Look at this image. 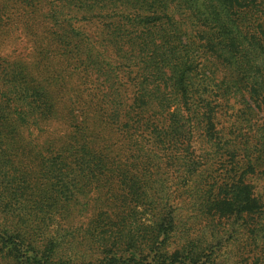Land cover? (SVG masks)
Instances as JSON below:
<instances>
[{
  "label": "trees",
  "instance_id": "trees-1",
  "mask_svg": "<svg viewBox=\"0 0 264 264\" xmlns=\"http://www.w3.org/2000/svg\"><path fill=\"white\" fill-rule=\"evenodd\" d=\"M55 60L73 61L78 83L84 74L104 91L101 100L88 91L69 95L77 104L68 115L84 121L56 139L47 132L60 119L57 99L36 71ZM239 90L263 115L248 163L254 172L253 163L264 159V0H0V142L4 128L12 141L21 128L38 150L40 172H83L81 179L134 172L136 182L125 184H138L153 201L150 225H97L100 239L85 244L95 258L89 252L90 259L78 260L69 239L33 240L2 225L0 254L22 264H241L220 258L223 240L216 232L205 237L199 221L232 222L233 237L240 220L258 219L264 227V199L238 172L241 165L228 171L233 180L207 189L208 164L191 144L198 135L231 161L238 158L233 148H220L217 119L221 102ZM107 129L124 135L121 164L102 157L108 153L92 155L94 144L107 141Z\"/></svg>",
  "mask_w": 264,
  "mask_h": 264
},
{
  "label": "rangeland",
  "instance_id": "rangeland-1",
  "mask_svg": "<svg viewBox=\"0 0 264 264\" xmlns=\"http://www.w3.org/2000/svg\"><path fill=\"white\" fill-rule=\"evenodd\" d=\"M12 45L11 42L5 43L6 48ZM74 66L76 65L73 61L65 64L55 60L43 63L36 69L39 71L37 73L41 86L57 99V108L60 110V119L54 120L52 128L47 132L55 139L58 134L67 136L69 133L77 132L72 126H79L84 121L77 113V119L73 121L68 115L67 112L74 109L77 104V100L71 101L69 95L73 96L75 91L77 93L88 91L96 94V100L103 98L104 91L96 89L97 87L91 84L94 78L88 79L83 74L78 83L77 76L72 77V70L76 68ZM67 82L71 84L63 89L61 85ZM77 83L79 85L72 89ZM231 91L233 92V88ZM82 95L83 93L79 96L82 98ZM248 103L245 91L239 90L227 102L222 101L218 111L217 123L223 137L220 148L228 146L229 149L236 150L238 154L236 160L231 161L224 149L206 144L198 139V135L193 136L191 144L196 155L203 157L204 163L208 164L202 176L207 189L217 182H225L228 178L233 180V172L228 171L233 170L234 165L235 167L241 165L239 169L237 168L238 172L241 175L246 174L247 181L255 186L256 192L264 199V159L253 163L254 172L248 165L253 158L254 146L259 140L263 115ZM5 106L1 102V107ZM96 106L94 105L95 109L98 108ZM3 130L5 137L0 142L1 228L21 231L26 238L33 240L42 238L44 234L48 238L54 236L69 239L77 248L76 258L80 260L90 259L84 256L89 252L94 254V258L98 255L85 245L100 239L101 231H96L97 225L99 229L106 230L110 224L119 222L128 224L145 222L150 225L153 221L151 196L147 195L149 198L144 199L142 196L144 190L138 187V184H125L127 180L136 182L134 172H90L87 174L88 179H81L83 172H40L41 168H36V165L41 158L36 156L38 150L35 144L26 141L25 132L19 128L20 136L12 141L10 130L5 128ZM105 135H107L105 143H96L91 147L92 155L99 158V154L108 153L107 156L102 157L111 161L116 160L121 164V155L126 144L124 135L120 131L110 129L105 130ZM224 143L226 145H223ZM31 147L34 151L27 157ZM13 169L21 172H13ZM211 177L217 180L213 181ZM173 178L169 183L171 193L177 189V180L174 181ZM183 214L187 217L191 216L189 215L191 211L185 210ZM204 220L199 221L201 233L209 238L216 232L218 238L223 240L218 253L222 260L229 263L241 262V264L264 262V227L258 219L238 221L234 237L232 222L223 220L212 224V217L208 216ZM66 251L68 250L64 251L67 254ZM5 254L9 255V253ZM22 262L0 254V264H22Z\"/></svg>",
  "mask_w": 264,
  "mask_h": 264
}]
</instances>
